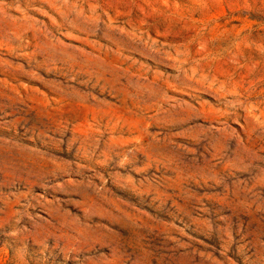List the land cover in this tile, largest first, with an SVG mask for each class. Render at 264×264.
Returning a JSON list of instances; mask_svg holds the SVG:
<instances>
[{
    "label": "rangeland",
    "instance_id": "374dc122",
    "mask_svg": "<svg viewBox=\"0 0 264 264\" xmlns=\"http://www.w3.org/2000/svg\"><path fill=\"white\" fill-rule=\"evenodd\" d=\"M0 264H264V0H0Z\"/></svg>",
    "mask_w": 264,
    "mask_h": 264
}]
</instances>
